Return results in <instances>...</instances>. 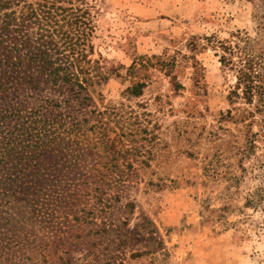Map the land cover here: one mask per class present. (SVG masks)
Here are the masks:
<instances>
[{"label":"rangeland","instance_id":"374dc122","mask_svg":"<svg viewBox=\"0 0 264 264\" xmlns=\"http://www.w3.org/2000/svg\"><path fill=\"white\" fill-rule=\"evenodd\" d=\"M27 1L60 8L89 82L4 39L0 264H264V146L241 160L216 48L262 31L264 0Z\"/></svg>","mask_w":264,"mask_h":264},{"label":"trees","instance_id":"16d2710c","mask_svg":"<svg viewBox=\"0 0 264 264\" xmlns=\"http://www.w3.org/2000/svg\"><path fill=\"white\" fill-rule=\"evenodd\" d=\"M37 5L28 3L27 0H0V17L4 22L0 27V52L4 50V39L18 32L19 40L15 41L20 43H13L14 47L28 50L30 66L39 65L52 82L61 81L85 89L89 79L86 76L81 77L79 56L75 55L73 39L67 32L62 33L55 28L58 26L57 12L60 8H55L54 3L48 2ZM32 31H36L35 42L29 38ZM55 38L59 40L56 41ZM216 48L219 50L222 67L235 77L229 101L231 104L240 105L236 109V115L228 112L226 118L241 125V131L246 132L244 148L239 150V156L241 160L249 159L256 153L259 143L264 146V23L262 31L256 36L238 31L227 40H216ZM13 50L15 53L20 51L16 48ZM53 52L64 56L54 60ZM21 61L19 59V63ZM74 68L76 73H71L69 70ZM50 127L55 125L50 124ZM42 128H48L47 123L44 122ZM254 128L258 129L256 133ZM10 147L9 144L0 147V155H8L12 151ZM263 201L264 187L254 194L249 203L253 205Z\"/></svg>","mask_w":264,"mask_h":264}]
</instances>
